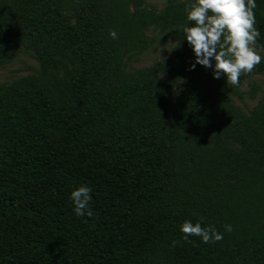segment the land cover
<instances>
[{"label":"trees","instance_id":"obj_1","mask_svg":"<svg viewBox=\"0 0 264 264\" xmlns=\"http://www.w3.org/2000/svg\"><path fill=\"white\" fill-rule=\"evenodd\" d=\"M189 2L0 0V65L17 48L38 64L0 85V264H264V87L247 113L231 102L264 61L239 86L191 69ZM147 31L179 47L126 71ZM186 220L223 239L185 240Z\"/></svg>","mask_w":264,"mask_h":264},{"label":"clouds","instance_id":"obj_2","mask_svg":"<svg viewBox=\"0 0 264 264\" xmlns=\"http://www.w3.org/2000/svg\"><path fill=\"white\" fill-rule=\"evenodd\" d=\"M256 0H190L185 11L191 26L183 27V38L191 46L195 68L200 64L212 68L213 77L226 78V83L239 86L240 77L250 74L255 66L264 61L257 51L260 32L255 27ZM109 35L115 39L113 30ZM214 61V64H213ZM77 216L93 215L90 208L91 189L86 185L74 189L70 194ZM203 219V218H201ZM231 231V225H225ZM184 239L200 237L204 243L223 239L213 226H202L201 222L184 221L180 225ZM177 242L173 241L175 245Z\"/></svg>","mask_w":264,"mask_h":264},{"label":"rangeland","instance_id":"obj_3","mask_svg":"<svg viewBox=\"0 0 264 264\" xmlns=\"http://www.w3.org/2000/svg\"><path fill=\"white\" fill-rule=\"evenodd\" d=\"M145 4L156 11H160L165 0H145ZM148 38L153 39V44L145 51L135 54L130 59L125 60V70L132 71L139 68L149 67L152 63L172 57L173 52L179 47V43L170 33H159L157 31H147ZM258 53L264 56V43L257 48ZM38 64L32 54L20 48L14 49L9 53L8 60L0 65V85L16 80L27 75L37 73ZM257 86L255 98H250L251 90ZM264 87V74L252 75L244 79L239 92L241 98L231 96L233 105L239 107L244 113L250 111L260 98V93ZM176 90V89H175Z\"/></svg>","mask_w":264,"mask_h":264}]
</instances>
